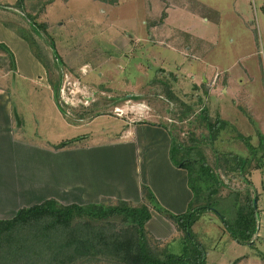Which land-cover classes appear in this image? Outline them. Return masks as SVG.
I'll return each mask as SVG.
<instances>
[{"label": "rangeland", "instance_id": "obj_1", "mask_svg": "<svg viewBox=\"0 0 264 264\" xmlns=\"http://www.w3.org/2000/svg\"><path fill=\"white\" fill-rule=\"evenodd\" d=\"M15 1L0 0V24L33 38L47 69L42 67L43 73L33 81L23 76L32 64L25 47H12L20 76L0 69V98H5L0 112L7 107L13 124L8 139L9 132L0 128L3 165L14 159L16 172L42 186L47 185L48 172L57 185L81 182L97 168L104 180L114 177V171L124 177L127 155L119 157L112 149L97 147L122 135L128 120H147L167 126L176 142L196 147L221 182L219 198L249 189L232 171L236 162L228 158L229 153L246 158V168L252 166L245 173L246 181L262 180L264 0H118L116 5L26 0L25 13L33 16L34 23L14 7ZM164 11L167 22L161 17ZM33 51L38 54L36 48ZM169 92L185 107L174 104ZM203 108L210 118L232 126L214 142L202 121ZM236 134L249 138L254 154ZM3 141L16 146L7 148ZM67 141L72 144L62 149L46 146ZM170 154L175 162L182 156L175 146ZM21 156L24 163L19 162ZM12 179H0V198L4 196L0 205L6 203V212L13 211L12 202L21 198L22 178ZM190 182L201 199L196 173L192 172ZM65 191L41 187L39 199L51 197L66 205L72 199ZM232 201L213 197L210 205L232 222ZM217 213L200 214L191 228L205 251V264H259L257 252H264V212L258 215L260 237L252 238L253 245L236 243ZM163 244L170 253L179 254L180 234L158 246Z\"/></svg>", "mask_w": 264, "mask_h": 264}, {"label": "trees", "instance_id": "obj_2", "mask_svg": "<svg viewBox=\"0 0 264 264\" xmlns=\"http://www.w3.org/2000/svg\"><path fill=\"white\" fill-rule=\"evenodd\" d=\"M25 1L16 0L14 7L34 23L33 16L25 13ZM94 1L107 5L118 3V0ZM161 17H165L164 12ZM7 28L27 43L31 53L42 67L47 69L34 39L22 35L20 30L13 27ZM34 47L38 54L33 51ZM0 53V69L6 73L14 72L13 53L3 43H0ZM171 77L176 80L175 75ZM153 83L155 84V81ZM54 93L57 97V86H54ZM204 94H207V91H204ZM168 96L174 104L185 107L183 102L170 92ZM201 112L210 141L214 142L221 131L232 128L226 121L210 118L204 108ZM169 137V161L173 166L185 170L187 187L192 194L185 212L172 214L161 208L152 192L144 185L140 187L141 202L138 204L101 198L94 204L61 205L55 199H46L39 204L18 209L11 218L0 219V264H205V251L195 239L191 228L200 214L208 211L217 213L210 205L213 197L219 201L233 198L232 222H228L222 214H217L236 243L252 244L258 222L255 193L246 188L243 192H231L226 198H219L217 193L221 182L207 166L203 155L194 149L196 147L176 142L170 132ZM236 138L245 144L250 154L255 153L256 148L249 143V138L240 134H236ZM68 143L70 141L51 147L55 150L62 149ZM174 146L182 153L176 162L170 154ZM227 156L236 162L232 171H236L250 187L245 173H249L252 166L245 167L244 157L230 153ZM192 172L196 173L201 199L191 185ZM150 209L162 215L180 234L182 248L179 254L170 253L166 244L160 248V242L147 232L145 224L150 219Z\"/></svg>", "mask_w": 264, "mask_h": 264}, {"label": "crops", "instance_id": "obj_3", "mask_svg": "<svg viewBox=\"0 0 264 264\" xmlns=\"http://www.w3.org/2000/svg\"><path fill=\"white\" fill-rule=\"evenodd\" d=\"M164 13L165 17L163 20L167 22L168 12L164 11ZM0 43H4L12 53H14L12 47H25L24 53L29 59H31L32 64H30L27 74L23 76H26L30 81L35 80L37 76L43 73L42 66L31 56L25 42L17 35H14L12 31L5 29L1 24ZM15 66V74L17 73L20 76V70L16 59ZM4 102L5 98H0V104H3ZM7 105L8 104H4V106ZM8 112L9 109L7 107L0 112V128L5 134L9 132V135H6V139H8V136L10 137V131L13 125H11V116L10 112L9 114ZM7 117L10 118L9 124L6 123ZM125 124L126 126L123 128L122 135L117 136L116 139L109 144H103L97 147L112 149L113 153H116L119 157L127 155L126 160L128 163V169L125 174L126 176L124 177H121L119 171H114V177L109 175L111 178L104 180L100 172L101 168H97L95 174L81 182H69L71 184L65 183L57 185L54 178H52V174L50 176L51 172H48L49 178L46 180L47 185L42 186V184H39V181L29 179L26 175H20L16 172L14 159L11 158L8 165H3L0 162V179L2 181L8 178L11 180H13L12 178H14V180L22 178L23 186L26 187L22 188L23 186L20 185L21 188H19V192L21 193V198L19 201L12 202L14 206L13 211L6 212V209H4L5 202H3V206L0 205V219L11 218L20 208L29 207L39 204L43 200L50 199L51 197L39 199V188L42 187L45 189L46 186L66 190L65 192L72 199L66 205H87L98 203L101 198H107L114 201L122 200L132 204H138L141 202L140 187L141 185H144L152 192L157 204L161 208L172 214H181L185 212L192 194L187 187L185 170L173 166L169 161L168 153L170 137L167 126L163 124H155L147 120L143 123L128 120ZM229 124L231 125V123ZM3 142L4 145L11 143L8 141ZM70 143L72 144V141H70ZM51 145L54 144H46L48 148H52ZM67 145L65 147H67ZM11 146L16 145L12 143L11 145H8L7 148ZM20 159L21 161L19 162L23 161L24 163L23 156H21ZM261 173L264 174V168H262ZM248 180L249 179H247V181ZM34 181H37V183ZM248 182H250L249 191L255 193L257 198L255 202L257 213L258 215H262L264 212V193L261 192L264 190V175L262 180H258L257 182L249 180ZM33 198H35L34 200H38V202L35 203ZM0 200L3 201L4 196L1 197ZM1 208H3L2 211ZM149 212L150 219L145 224V228L155 240L164 243L175 233L178 234L173 225L162 215L152 209H150ZM153 214L157 215V218L153 219ZM254 237H260L258 231L255 233ZM253 244L254 242L252 241V245ZM257 256L260 261L259 264H264V252L258 251Z\"/></svg>", "mask_w": 264, "mask_h": 264}, {"label": "built area", "instance_id": "obj_4", "mask_svg": "<svg viewBox=\"0 0 264 264\" xmlns=\"http://www.w3.org/2000/svg\"><path fill=\"white\" fill-rule=\"evenodd\" d=\"M65 93H66L65 87H62V88L60 89V97H61V98H64ZM64 103H66L65 100H64Z\"/></svg>", "mask_w": 264, "mask_h": 264}]
</instances>
